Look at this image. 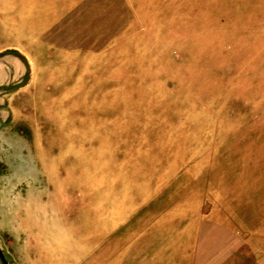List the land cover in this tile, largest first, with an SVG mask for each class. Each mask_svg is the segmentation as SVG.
<instances>
[{"label": "rangeland", "instance_id": "rangeland-1", "mask_svg": "<svg viewBox=\"0 0 264 264\" xmlns=\"http://www.w3.org/2000/svg\"><path fill=\"white\" fill-rule=\"evenodd\" d=\"M0 3V264H264V0Z\"/></svg>", "mask_w": 264, "mask_h": 264}, {"label": "crops", "instance_id": "crops-1", "mask_svg": "<svg viewBox=\"0 0 264 264\" xmlns=\"http://www.w3.org/2000/svg\"><path fill=\"white\" fill-rule=\"evenodd\" d=\"M54 1H56L57 2V7H56V11L57 12H55V15L54 16H56V15H58V16H61V14L59 13L60 12V10H62V9H64L65 8V11H64V13H63V16L65 15V13H66V11L69 9V8H71V4H69V3H67V0H54ZM2 3H0V6L2 7ZM0 10H2V9H0ZM71 9L69 10V12H68V16H70V15H72L73 13H75V12H73V13H71ZM66 15V16H67ZM5 16H8V12H6L5 13ZM2 79H4V78H2Z\"/></svg>", "mask_w": 264, "mask_h": 264}, {"label": "bare ground", "instance_id": "bare-ground-1", "mask_svg": "<svg viewBox=\"0 0 264 264\" xmlns=\"http://www.w3.org/2000/svg\"><path fill=\"white\" fill-rule=\"evenodd\" d=\"M19 10H21V9H16L15 11H19ZM12 11V10H11ZM14 11V10H13Z\"/></svg>", "mask_w": 264, "mask_h": 264}, {"label": "water", "instance_id": "water-1", "mask_svg": "<svg viewBox=\"0 0 264 264\" xmlns=\"http://www.w3.org/2000/svg\"><path fill=\"white\" fill-rule=\"evenodd\" d=\"M2 258H3V255L1 254Z\"/></svg>", "mask_w": 264, "mask_h": 264}]
</instances>
